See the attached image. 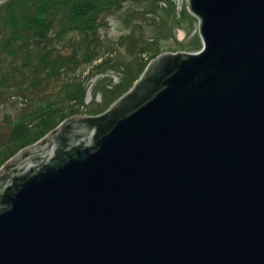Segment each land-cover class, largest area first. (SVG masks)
<instances>
[{
  "label": "water",
  "instance_id": "1",
  "mask_svg": "<svg viewBox=\"0 0 264 264\" xmlns=\"http://www.w3.org/2000/svg\"><path fill=\"white\" fill-rule=\"evenodd\" d=\"M188 3L199 51L0 167V264H264V0Z\"/></svg>",
  "mask_w": 264,
  "mask_h": 264
},
{
  "label": "trees",
  "instance_id": "2",
  "mask_svg": "<svg viewBox=\"0 0 264 264\" xmlns=\"http://www.w3.org/2000/svg\"><path fill=\"white\" fill-rule=\"evenodd\" d=\"M134 1L146 3L140 12L128 10V16H139L144 22L137 19L133 25L141 34L137 37L129 31L115 44L105 42L100 31L107 16ZM161 1L7 0L0 4V105H23L17 117L9 113L0 116V167L21 149L45 138L66 118L84 115L77 106L86 104L87 83L97 73L104 74L119 64L106 56L118 46L136 58L131 61L135 77L128 79L126 73L115 88H107L108 83L103 86L107 105L90 114L105 113L129 91L149 61L165 52L161 40H175L177 27L184 26L173 3L163 8ZM183 13L190 23L192 13L186 9ZM146 22L157 26L159 33L145 35ZM144 54L150 58L145 60Z\"/></svg>",
  "mask_w": 264,
  "mask_h": 264
},
{
  "label": "rangeland",
  "instance_id": "3",
  "mask_svg": "<svg viewBox=\"0 0 264 264\" xmlns=\"http://www.w3.org/2000/svg\"><path fill=\"white\" fill-rule=\"evenodd\" d=\"M124 7L123 11H119L113 13L111 16H107V24L102 27L100 31V35L105 38V42H110L115 44L120 36H124L129 31H132L134 35L137 37L141 34V30L136 28L134 25L135 21L138 19L139 16L131 17L128 16L129 11L138 10V12L142 11L143 7L146 6V3L137 2H128ZM188 10V9H187ZM185 13L182 12L180 15V19H182V23L184 26L177 27L176 29V39L174 38H167L161 40V49H164L165 52L172 51L177 53L178 51H185V52H194L199 51L198 48L202 44L201 34L198 33L197 25L198 21L193 16L190 17V23L187 18L184 17ZM189 16V15H187ZM151 17V16H149ZM143 22V21H142ZM144 23V22H143ZM145 28L142 31L145 35L146 34H154L159 33L158 27L153 26L150 22H146L144 24ZM187 26V27H186ZM106 56H110L114 60H118L119 64L116 65L115 68H109L106 73H97L92 79H89V83H87V92L86 93V104L77 106L80 108V111L84 113V115L90 114L91 111H97L99 108H102L103 104H105L104 98V91L102 90L103 86L106 85L107 88H115L116 85L122 81L126 77L127 78L135 77L134 70L131 61L136 60L131 54H129L126 48H121L118 46V49L115 50V53H107ZM86 75L89 72V68L85 70ZM127 71V72H126ZM107 79L111 80L110 82H106ZM134 79V78H133ZM101 81V82H100ZM99 83V85H98ZM61 84V83H60ZM112 96L110 95L107 99V102L110 103ZM9 104L8 102H4L0 105V116L4 118V115L9 113V115L17 117L21 113L20 107L22 104ZM107 105V103H106Z\"/></svg>",
  "mask_w": 264,
  "mask_h": 264
},
{
  "label": "built area",
  "instance_id": "4",
  "mask_svg": "<svg viewBox=\"0 0 264 264\" xmlns=\"http://www.w3.org/2000/svg\"><path fill=\"white\" fill-rule=\"evenodd\" d=\"M170 3H173L174 7H175V11L176 14H178V16L182 15V12L187 9V5L188 0H164L161 1L160 4L162 5L163 8H166ZM199 24V23H198ZM197 30H198V25H197ZM143 57L145 58V60H147L149 57V55H143Z\"/></svg>",
  "mask_w": 264,
  "mask_h": 264
}]
</instances>
